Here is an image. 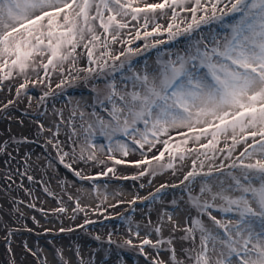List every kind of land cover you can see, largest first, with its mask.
Here are the masks:
<instances>
[{"label": "snow or ice", "instance_id": "6c2138e0", "mask_svg": "<svg viewBox=\"0 0 264 264\" xmlns=\"http://www.w3.org/2000/svg\"><path fill=\"white\" fill-rule=\"evenodd\" d=\"M115 45L121 46L118 51ZM153 52L156 59L150 60ZM81 59L86 68L77 66ZM81 74L95 81L94 99L67 97V116L64 108H54L49 127L37 122V135L47 137L45 147L56 160L92 185H81L74 196L64 179L74 206L56 197L60 207L53 213L72 221L83 213L76 227L84 229L93 221L81 195L96 193L100 204L93 213L125 203L119 198L123 193L115 191V203L108 201L107 183L101 195L98 178L116 176L118 166L129 163L141 166L134 181L154 177L158 169L187 166L180 182L185 195L171 200L172 211L165 206L155 223L149 216L143 227L130 216L120 217L130 237L118 247L138 249L146 264H264V0H0V90L21 78L15 89L19 100L30 83L51 88L52 75H60L64 78L56 87L63 91ZM56 95L45 91L41 104ZM15 103L8 99L4 109ZM8 146L4 141L0 153ZM135 152L142 159L129 160ZM89 169L95 171L88 174ZM25 176L33 179L27 171ZM219 177L225 179L210 183ZM167 188L161 184L127 203L141 200L150 207L168 194ZM44 191L56 196L47 187ZM0 224L11 252L9 238L16 230L2 218ZM113 243L109 234L108 244ZM75 254L80 264H92L80 256L79 246ZM56 255L59 264H71L62 249ZM9 264H16L15 256ZM41 264H48L47 258Z\"/></svg>", "mask_w": 264, "mask_h": 264}, {"label": "rangeland", "instance_id": "374dc122", "mask_svg": "<svg viewBox=\"0 0 264 264\" xmlns=\"http://www.w3.org/2000/svg\"><path fill=\"white\" fill-rule=\"evenodd\" d=\"M160 23H165L161 18ZM139 44V42H137ZM134 47L136 45H133ZM143 48V45H139ZM120 45H115V50L120 49ZM148 55V54H145ZM143 59V57H140ZM150 60H155L156 56L153 52L149 56ZM78 67L86 68V59H81L78 62ZM81 74L80 79L72 81V86L67 84L64 90L58 89L56 85L64 77L60 75H52L51 88L47 83L29 84V91L26 95H22L19 100L15 96V89L22 79L17 77L11 84L5 82L7 87L0 90V146L4 141H9V146L6 153H0V218L6 220L10 228L15 229L14 235L9 239L11 241V252L9 251V243L5 239V231L3 225L0 224V264H9L13 256H15L16 264H41L47 258L48 264H59V258L56 255L57 250L62 249L64 258L71 264H80V260L76 256V248H80V256L84 261L91 260L92 264H146L148 258L139 253L138 249L127 247H118L130 237L127 231V224L120 219L122 216H130L134 221L141 224L143 227L147 223V218L150 216L153 223L164 212V207L168 211H172L171 200L177 199L185 194L180 191L182 173L189 170L186 166L178 171L172 169H158L156 176H146L139 180H132L131 177L141 170V166L135 164H126L118 166L116 176L109 174L105 177L98 178L101 184V195L103 194V185L107 183L109 196L108 201L115 203L117 197H111L110 189L120 187L123 193L120 199L124 200V204L116 208H108L106 213H93L91 208L100 204L99 198L94 191H89L85 195H81V202L86 206L88 211V219L92 220L91 225H86L84 229L77 228V224H82L84 214L72 221L66 215L53 213V209L60 207V200L56 197H63L65 206L72 207L74 204L68 202L67 192L65 191L62 181L67 179L69 184L67 191L72 195H80L78 190H81V185L84 188L91 189V182H82L71 170L64 167L56 160L55 152L51 148L45 147L46 136L37 135V122L45 123V127H49L53 109L64 108L65 115H68V109L71 105L67 104V97L79 99L81 97L89 99L91 102L94 97L92 87L95 81L87 82ZM30 80H35L34 76L29 77ZM97 87H103L102 83L97 84ZM11 88V91L7 89ZM45 91L57 93L56 96H49L47 103L41 104L40 97ZM8 99L16 101L15 105H9L4 109V104ZM31 100V104H29ZM47 113L46 115L44 113ZM28 137V142L16 143L22 141L23 137ZM65 136L61 134V140ZM99 143H105L103 137H98ZM28 158L29 167L25 168V157ZM129 160L142 159L139 152L130 153ZM52 161V167L48 168V161ZM168 157L165 155V163ZM155 166L156 161L152 162ZM189 161H185L188 165ZM179 167V166H178ZM27 171L28 176L33 177L29 180L26 176L22 178V174ZM95 169H89L88 174H92ZM11 176V180L8 177ZM128 177V179H124ZM217 179H225L219 177L210 181L216 183ZM75 182V187H72V182ZM187 183V182H185ZM161 184L168 186L166 189L167 195L161 200L156 201L149 207L147 202L138 200L135 206L129 205L128 200L132 199L135 194L141 197H147L150 192H155L160 188ZM140 185L144 187L141 188ZM176 186V187H173ZM48 188L54 192L56 196L49 195L44 191ZM198 192L199 188L196 187ZM186 199V197H185ZM17 203H13V201ZM19 201H23L19 203ZM35 204V207L29 205ZM185 205H181V212ZM19 211H15V209ZM44 209V211H40ZM193 215H195V211ZM102 212V210H101ZM213 215H218V218H224L222 214L213 212ZM33 217L35 219H33ZM186 219V218H185ZM207 221V217H204ZM36 221H39L37 223ZM63 221V224H61ZM73 228L72 232H60L59 227ZM46 229H51L47 231ZM111 234L113 244H108V235ZM146 235L141 232V238ZM99 236L97 240L95 237ZM134 244L139 243V238L131 237ZM157 237L153 235V239ZM32 249L36 255L33 256L28 252ZM145 251H152L150 248ZM161 256L167 258L165 253L161 252Z\"/></svg>", "mask_w": 264, "mask_h": 264}, {"label": "bare ground", "instance_id": "6f19581e", "mask_svg": "<svg viewBox=\"0 0 264 264\" xmlns=\"http://www.w3.org/2000/svg\"><path fill=\"white\" fill-rule=\"evenodd\" d=\"M116 188H117V189H115V190H114V189H110V190H111L112 192H113V191H121V190H122L120 187H116ZM111 197H113V196H111Z\"/></svg>", "mask_w": 264, "mask_h": 264}]
</instances>
